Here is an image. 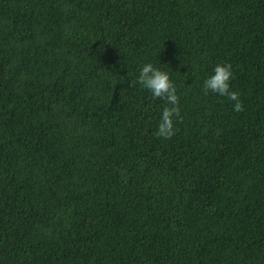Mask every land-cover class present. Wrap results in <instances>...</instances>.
<instances>
[{
  "label": "trees",
  "instance_id": "1",
  "mask_svg": "<svg viewBox=\"0 0 264 264\" xmlns=\"http://www.w3.org/2000/svg\"><path fill=\"white\" fill-rule=\"evenodd\" d=\"M0 264H264V0H0Z\"/></svg>",
  "mask_w": 264,
  "mask_h": 264
},
{
  "label": "clouds",
  "instance_id": "2",
  "mask_svg": "<svg viewBox=\"0 0 264 264\" xmlns=\"http://www.w3.org/2000/svg\"><path fill=\"white\" fill-rule=\"evenodd\" d=\"M233 77L234 73L230 63L217 64L213 69V74L203 81L202 90L204 95L213 93L226 97L234 102L233 110L240 113L244 111V108L239 98L240 93L232 90L230 86ZM136 83L142 90L150 92L154 100L159 99L164 102L155 135L157 138L171 139L178 131L175 122L182 120L180 98L174 82L162 68L146 63L140 67Z\"/></svg>",
  "mask_w": 264,
  "mask_h": 264
}]
</instances>
